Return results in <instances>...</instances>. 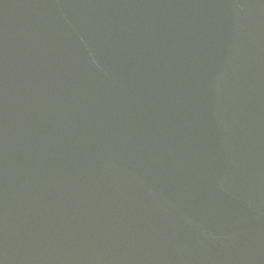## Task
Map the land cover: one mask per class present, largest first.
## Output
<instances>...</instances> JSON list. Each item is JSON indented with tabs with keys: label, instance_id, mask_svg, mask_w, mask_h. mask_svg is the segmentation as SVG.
Masks as SVG:
<instances>
[{
	"label": "water",
	"instance_id": "95a60500",
	"mask_svg": "<svg viewBox=\"0 0 264 264\" xmlns=\"http://www.w3.org/2000/svg\"><path fill=\"white\" fill-rule=\"evenodd\" d=\"M0 264H264V0H0Z\"/></svg>",
	"mask_w": 264,
	"mask_h": 264
}]
</instances>
